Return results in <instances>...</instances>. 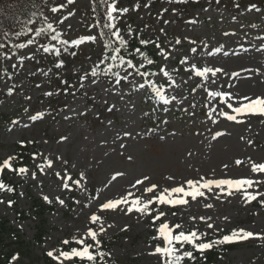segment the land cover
Returning a JSON list of instances; mask_svg holds the SVG:
<instances>
[{
  "label": "rangeland",
  "instance_id": "374dc122",
  "mask_svg": "<svg viewBox=\"0 0 264 264\" xmlns=\"http://www.w3.org/2000/svg\"><path fill=\"white\" fill-rule=\"evenodd\" d=\"M59 4L65 6L53 13L51 8ZM137 4L140 7H135ZM145 4H148L147 8ZM250 4H256L260 11H246ZM117 6L129 9L127 13L114 14L119 16L115 24L122 36L128 39L131 34L139 37L145 34L157 40L170 54L164 59L157 48L160 67L169 71L175 83L159 70L156 78L167 83L163 88L165 95L169 98L175 96L176 100L164 104L155 98L147 103L143 97L145 87L133 88V85L143 83L137 75L119 85L106 77H91L89 71L97 63L102 47L99 39L80 46L59 43L57 48L64 62L60 68L56 67L60 60L53 54L51 57L46 55L37 43H26V47L20 48L15 56L6 54L2 59L5 72L0 74V162L14 155L18 141H25L36 155L28 165L22 166L27 167L28 173L15 176V181L20 184L17 209L24 211L28 208L27 191L42 202H45L42 199L45 194L55 202L54 211L46 216L44 242L36 246L33 243V220L17 221L13 207L7 203L8 192H0V200L4 201L0 203V215L20 228V233L32 243L34 250L33 256L16 259L11 264H44L40 259L42 254L60 249L62 240L74 235L83 237L87 227L98 230L99 222L96 225L88 223L93 212L102 217L107 229L106 234L100 236L101 245L103 241L114 242L106 260L113 259L114 264H157V257L147 254L159 243L151 240L156 233L148 216L135 212L125 215L121 209L100 212V203L129 192L133 194L130 199H149L165 188L182 184L187 188V179H264V174L251 172L252 162H264V123H261L264 117L241 116L238 119L245 122L238 124L219 115L220 110L231 112L227 103L238 106L242 102L240 96L254 98L264 95V0H199L198 3L196 0L189 3L187 0H118ZM45 12L46 19L60 33L61 40L70 42L83 35H97L89 0H75L70 5L67 0H51V6L46 7ZM69 12L73 15L68 16ZM65 16L67 20L61 23ZM177 39L181 41L179 44ZM218 47L221 51L214 52ZM192 48L197 51L192 52ZM72 52L76 55L73 56ZM184 57L188 61L181 64ZM193 64L197 68L218 67L224 71L216 76L209 73L205 79L194 74ZM233 72H238L239 76H232ZM85 73H89V79L81 88V82L75 76ZM65 78L70 86L66 96L63 95L66 85L61 84ZM91 79H97V83L91 84ZM9 89H12L11 94ZM210 91L231 92L233 98L225 97L221 101L219 97L209 96ZM46 92L53 95L46 96ZM113 105L115 109L109 112L108 108ZM155 108L159 109L155 112ZM37 112H43L44 116L30 120L29 117ZM13 120L17 123L13 124ZM217 131L225 135L213 140ZM124 132L130 135L124 136ZM62 136L67 139L61 141ZM248 140L253 143L248 144ZM121 144L125 147L121 148ZM57 156L63 160H57ZM45 157L54 161L52 169L47 168ZM236 159L244 163L236 165ZM225 164L227 169L223 167ZM37 165L44 167L47 174H42ZM57 171L65 179L78 180L81 172L86 178L81 188L69 181L70 189H62L61 180L55 175ZM117 171L124 175L112 181ZM4 172L9 171L5 169ZM32 172L37 174L35 179H32ZM145 175L150 180L133 188L135 180ZM169 176L174 179L168 180ZM152 183L158 185L157 190L145 193L143 189ZM257 190L264 192V186L248 189L252 193ZM202 191L204 197H198L197 201L189 197L187 205L161 206L160 210L166 211L167 215L160 222L166 219L170 224H176L179 220L185 231L197 229L207 233L206 240L234 226L264 234V207L259 204V199L264 197L248 204L242 193L227 196L218 189ZM217 195L221 197L219 200ZM56 196H60L65 204L60 205ZM76 200L80 203H75ZM86 204L89 207H85ZM204 204L213 207L205 208ZM172 212L176 215L173 216ZM192 216L197 220H190ZM201 216L211 217L208 222L213 223L214 228L208 229L205 221L199 220ZM225 216L227 220L223 219ZM125 225L128 226L126 231L122 230ZM88 242L91 243L90 239ZM215 264H264V239L242 241Z\"/></svg>",
  "mask_w": 264,
  "mask_h": 264
},
{
  "label": "snow or ice",
  "instance_id": "6c2138e0",
  "mask_svg": "<svg viewBox=\"0 0 264 264\" xmlns=\"http://www.w3.org/2000/svg\"><path fill=\"white\" fill-rule=\"evenodd\" d=\"M75 0H67V3L73 4ZM219 2V0H217ZM100 3L105 6V17H106V23L103 24V28H106L110 31V34L112 37L115 38V41H118L119 47H113V43L115 41H110L105 38V33L101 31L99 35H83L77 39H73L70 42L68 40H61L60 39V33L56 32L55 35L52 36L53 40L58 41L61 45H67L71 43L72 45L80 46L85 42H97L98 39L103 40L104 44V51L107 53L108 50L111 48L112 54L110 56V59L112 61H118V64H109L104 70V75H110L115 78V83L117 85L121 84L122 81H129V78L133 75H138L140 77H147L149 73L147 71H140V68H137L136 65L133 63L132 59H125L123 55H118L121 51V48H127L128 47V41L123 38L120 34V29L116 26L115 21L119 19V16L114 15L115 13L124 14L129 11L127 7H118V0H100ZM64 4H59L57 6H54L51 8V11L53 13L58 12L60 8H63ZM135 7H140L139 4L135 5ZM145 8L148 7V4L144 5ZM236 7H239V4H236ZM260 11L259 8H257L256 4H250L246 11ZM175 11V9H173ZM73 12H69L68 16H72ZM67 16L63 17V19L60 21L63 23L64 20H67ZM235 19V17H233ZM28 23H32L31 20L28 21ZM165 24L168 23V21H164ZM191 23H195V21H191ZM99 26V25H96ZM89 27H93L90 25ZM147 27V26H146ZM252 27H256V25H252ZM26 31L31 32L32 29L28 28ZM47 31H55L53 28L52 23H47L45 27L38 28L35 31V35L39 36ZM129 33H131V28L128 29ZM161 32L164 31V29H160ZM23 33L17 32L16 35L20 36ZM224 35H229V33H224ZM185 39H188V37H185ZM181 41L179 39L176 40V43L179 44ZM191 43H195V41H190ZM35 43L34 39H28L27 44H33ZM139 43L141 45H147L150 43H153L150 40H144L139 39ZM3 45H0L2 47ZM16 48H25L26 45L24 43H20L15 45ZM156 47L159 49L160 54L163 56L164 59H168L169 53L165 52L163 48L160 47V45L157 43ZM207 47V45H205ZM223 47V46H221ZM221 47L215 48L214 52H220ZM264 47V45H262ZM55 51L56 55H60V50L58 48H50L48 46H45L43 48L44 52L49 51ZM65 51L68 49L65 48ZM133 51L138 54L140 57H143L145 63L151 65L154 63L152 59H150L145 52H143L140 48L133 49ZM192 52H196V48L191 49ZM73 56L76 55L75 52L71 53ZM225 55L228 53L225 52ZM209 55H212L210 52ZM22 59V58H21ZM188 61L187 57H184L180 61L181 64H184ZM104 63V59H100L98 64L96 66L92 67L90 70V76L91 77H98L100 75V69L99 65ZM64 64L63 60H60L56 67L60 68ZM121 66L124 67V74L121 75V72L119 69ZM15 67V65H13ZM140 67H143V64L140 65ZM191 67L194 70V74L197 77H203L207 79V76L209 73L212 74V76H216L217 73H222L224 70L222 68H212V67H204V68H197L195 64L191 65ZM117 70H113V69ZM128 69H134L135 71H128ZM159 72L163 74L164 77H167L169 81H172L174 84L175 81L172 79V76L170 75L169 71L166 70L165 67H160ZM152 75H157V73H152ZM232 76H239L238 72L231 73ZM89 79V73H85L84 75L79 76L80 87H84V81ZM90 83L95 85L97 83V79H91ZM61 84L66 85V87L63 89L65 92L68 91V88L70 86H67L66 80H61ZM149 85L151 87L152 92L155 94V97L162 101L164 104H169L171 101L176 100L175 96H172L171 98L167 97L163 91V85L160 87H157L153 81L151 80H145L144 83L133 85V88H140L143 89L145 85ZM39 87V85H37ZM199 87V85H198ZM193 92L196 91L195 88L192 89ZM12 89H9V94H11ZM209 96L212 97H219L221 101L225 100V97L228 99L233 98V94L231 92L227 91H210ZM46 96L53 95L52 92H46ZM123 99V96L120 97ZM239 99L242 101L239 103L238 106H234L232 103H227V108L231 109V112L220 110L219 115L224 117L228 121H234L238 124H242L245 121L242 119H238V117L241 116H262L264 117V95H257L254 98L243 95L240 96ZM115 109V105L108 108V111L111 112ZM25 112L28 111L27 108L24 109ZM144 115H147L145 113ZM211 115V113H209ZM44 116L43 112H37L35 115H31L29 117L30 120L35 121L39 118H42ZM216 121H213L215 123ZM13 124H16L17 121L13 120ZM166 123V121H165ZM261 123H264V120L261 121ZM151 131V129H150ZM124 136H129V132H124ZM225 133L217 131L212 139L215 140L217 137L224 136ZM61 141L66 140V137H61ZM160 139H164L163 136L160 137ZM241 139H244L241 137ZM33 141H28V143H32ZM19 144L23 145L25 141L20 140L18 141ZM248 144H252V140L247 141ZM121 148L125 147V145L121 144ZM35 153H33V158L35 159ZM191 155V153H190ZM17 157L15 155H9L5 159H3L2 162H0V177L3 176L4 170L7 169L10 172H15L17 175H26L28 173L27 167H19L16 168L13 166V161H15ZM47 164L48 169H52L54 167V161L52 159H49L47 157L44 158ZM57 160H63L61 156L56 157ZM129 160L131 157L128 158ZM64 164H67V161H63ZM244 161L240 159L235 160L236 165L243 164ZM37 167L40 169V172L42 174H47L44 167L41 165H37ZM225 169L228 168V165L225 164L223 166ZM251 172L253 173H260L264 174V162H252L251 163ZM36 172H32L31 176L32 179L36 178ZM55 175L61 180V187L62 189H70V183L75 184L77 188L82 187V181L86 178L85 174L83 172L80 173V179L78 180H72L71 177H68L65 179V176L62 175L60 171L55 172ZM124 173L117 171L111 178L112 181H115L117 177L123 176ZM168 180H173L174 178L172 176L167 177ZM150 180V177L145 175L142 177V179L138 178L135 180V183L132 184V187L135 188L137 185H144ZM187 188L184 187V185H179L171 188H165L163 191L158 192L157 195H153L149 199H143L141 197H133V194L131 192L127 193L126 195L121 196L120 198L116 199H106L104 202L99 204V210L100 212L104 211H116L117 209H121L124 211V214H131L133 212L140 214L141 216H150L151 220L153 222V226L158 223V227H155V235L151 237L152 241H159V243H156L152 249L147 253L149 256H155L157 257V264H185L187 261H197V256L194 255V253H199L201 259H206V256L204 253L207 250H211L216 245H223V244H229V243H235L240 241H245L250 238H262L264 239V234L261 233H254L252 231L245 230L243 228L240 229H232L230 234H225L221 238L218 239H212V240H206L204 239L205 236H207V233H201L197 229H191L188 231L183 230V226L180 223L176 224H170L166 219L162 220V218L166 217L167 212L160 210L161 206H168V207H176V206H184L189 203V200L187 198H191L192 201H197L198 197H204L205 192L202 191V189L207 190L208 192H213L214 189H218L219 193H222L227 196H233L236 193H242V196L244 198V202L250 204L253 201H256L260 197H264V192H261L257 190L255 193L249 192L248 189L252 188L253 186H256L257 188L264 186V179L260 180H254L247 177L242 178H213V179H204L201 177L199 180H193V179H187L185 181ZM107 187V185H106ZM158 188L157 184H149V186L145 187L143 190L145 193H154ZM7 191L9 193L14 192V188L5 184L3 179L0 178V192ZM21 195H23L21 193ZM216 198L219 200L221 197L220 195H217ZM42 199L45 202L52 203V199L49 197V195H42ZM55 200L60 204L64 205L65 201L60 198V196H56ZM4 201L0 200V203H3ZM9 206H12L14 201L8 200L7 201ZM75 203L79 204L80 201L76 200ZM156 205L155 208H153V205ZM259 204L264 207V198L259 199ZM85 207H89V205H85ZM205 208H212V204H204ZM172 215L175 216L176 212H172ZM190 220L196 221L197 217H189ZM224 220H227L228 217H223ZM199 220L205 221L206 227L208 229H213L214 225L213 223H210L208 221L211 220V217H199ZM99 222L98 230L94 229L93 227H87L84 230V236H72L71 239H64L61 241V244L64 246V250L61 249H52L46 252V255L51 258L52 261L57 262V264H76V261H80L81 264L83 262H87V264H106L105 257L110 255V253H106L101 250V234H106L107 229L105 228L102 217L98 215L97 213L93 212L88 217V223L92 225H96ZM108 227H112V225H108ZM128 228L127 225L124 226L122 230L126 231ZM217 231H220V229H216ZM79 231V230H78ZM90 239L91 243L88 242V239ZM75 246H72V245ZM99 257V261L98 258ZM18 259V254L14 255L11 260ZM11 264V261L9 262Z\"/></svg>",
  "mask_w": 264,
  "mask_h": 264
},
{
  "label": "trees",
  "instance_id": "16d2710c",
  "mask_svg": "<svg viewBox=\"0 0 264 264\" xmlns=\"http://www.w3.org/2000/svg\"><path fill=\"white\" fill-rule=\"evenodd\" d=\"M94 2L95 16L100 17V21L103 22L105 17L104 6L100 3V0H92ZM48 3V0H0V55L2 52L10 50L11 52L16 53L17 49L15 45L20 44L21 42L27 41L32 38H41L44 42H47L48 45H53L54 40L52 39L53 34L52 31H47L39 36L35 35V31L38 28H42L46 26V22L42 19V7ZM31 20L32 23H28ZM34 29L33 34L31 32L26 31V29ZM105 31L106 28H103ZM23 33L20 36H17L16 33ZM111 39V38H110ZM113 41V40H111ZM115 41V40H114ZM52 43V44H51ZM113 47H119L118 41H115L112 45ZM140 48L143 52L144 48L141 44L136 43L134 37L128 42L127 48H121V51L118 55H123L124 57H129L135 61L139 55L133 52V49ZM153 44H149L146 46V55L153 60H155ZM106 53V52H105ZM112 54L111 48L108 50L106 54H104V63L99 65L100 71L105 69V65L109 64H118V61H112L110 56ZM114 71L117 69H113ZM159 87V84H157ZM27 149L20 148V153H18V162L19 163H27L28 155ZM23 152V153H22ZM17 168L18 165L16 164ZM15 189V186H11ZM14 193V192H12ZM30 204V211H32V216L36 220V234L35 239L38 244L41 243V237L43 235L44 227L46 220L44 215L46 212L52 210V206L43 205L39 200L32 199ZM20 214V213H19ZM22 217H25L22 215ZM235 244H229L226 246H217L216 249L208 252L205 256L206 259H199L194 261L195 264H210L216 260L217 253H219L220 249H233L235 248ZM31 250L29 249V244L24 241V238L19 235L18 231L11 225H9L8 221L5 218L0 217V264L8 263L11 258L18 254L23 255L24 253H28ZM197 255V253H194ZM99 261V257L97 258ZM45 264H54L48 258H44ZM77 264V263H76Z\"/></svg>",
  "mask_w": 264,
  "mask_h": 264
}]
</instances>
